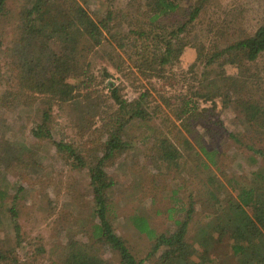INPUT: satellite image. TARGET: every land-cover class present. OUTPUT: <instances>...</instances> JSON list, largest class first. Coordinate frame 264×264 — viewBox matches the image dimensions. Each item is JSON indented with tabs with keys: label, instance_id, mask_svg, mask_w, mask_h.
<instances>
[{
	"label": "rangeland",
	"instance_id": "1",
	"mask_svg": "<svg viewBox=\"0 0 264 264\" xmlns=\"http://www.w3.org/2000/svg\"><path fill=\"white\" fill-rule=\"evenodd\" d=\"M81 1H85L83 5L95 20L101 19L109 7L115 12L110 22L112 34H107L109 42H103L87 59L94 77L89 87L91 97L84 103L90 109V105L95 104L93 116L84 121L71 102L61 106L51 96L17 109H7L0 102V191L4 193L0 198V249L12 250L20 262L27 264H63L68 243L93 240V225L98 220L93 212L88 168H74L73 159L57 150L56 143H72L80 150L87 148L102 154L106 138L102 119L114 107L110 95L112 87L118 88L120 95L127 99L143 91L148 93L150 121H131L124 136L130 141V147L104 166L105 177L113 181L106 192L108 218L137 258H146L152 239L139 231L133 217L144 218L155 235L168 234L177 227L176 220L186 217L183 207L192 204L187 233L191 239L210 228V217L214 209L218 211L214 201L226 205L239 188L256 184L264 175V161L255 151L256 147L264 145V136H255L245 128L241 110L217 103V108L197 125L201 134L207 133L203 135L207 148L216 146L218 149L209 167L203 165L204 157L197 152L199 145L191 137L194 149L182 150L178 167H168L159 160L161 150L152 137L154 132L150 134L149 129L151 126L171 135L170 121L174 116L161 97L168 98L175 109L179 100L188 98L191 92L204 91L201 86L204 77H213L220 68L247 83H256L264 93V51L254 61L237 58L230 63V57L220 55L210 66L199 63L189 70L197 56V48L203 50L202 60H205L206 55L252 35L264 20V0H211L206 3L196 20L187 26L186 33L180 34L186 45L179 62L159 71L162 77L144 66L135 65V60L141 58L135 52L144 48L159 53L162 42L159 35L161 39L168 35L162 27L170 29V18L151 20L147 8H140L137 0ZM29 5L28 0H7L10 13L0 23V32L6 34L2 40L4 45L11 44L13 25L19 24L16 22L18 12ZM186 5L189 3L183 6ZM139 28L145 29L148 35H140ZM46 49L59 50L58 43L49 42ZM11 81L10 72L4 66L0 99ZM234 94L240 95L238 91ZM45 111L51 136L36 138L32 129L42 121ZM251 144L253 148L248 147ZM81 151L83 155L87 152ZM90 161L88 158L87 162ZM256 172L261 177L256 178ZM11 206L18 211V235L7 211ZM246 210L252 214L251 207ZM208 246L216 262L238 264L226 244L214 246L211 240ZM94 248L109 264H120L117 255L106 245L98 243ZM157 257L154 254L142 264H153Z\"/></svg>",
	"mask_w": 264,
	"mask_h": 264
},
{
	"label": "trees",
	"instance_id": "2",
	"mask_svg": "<svg viewBox=\"0 0 264 264\" xmlns=\"http://www.w3.org/2000/svg\"><path fill=\"white\" fill-rule=\"evenodd\" d=\"M28 1L30 5L18 12L16 22L19 24L13 25L10 45L3 44L2 40L6 34L0 32V59L5 60L3 64L0 60V77L5 66L12 78L0 102L7 109H17L51 96L61 106L71 102L73 108L81 112L83 120L88 121L87 118L94 112L95 104L92 103L90 109L89 105L84 103L91 97L92 91L89 87L94 77L87 59L103 42H109L107 34H112L110 22L115 12L109 7L101 19L95 20L83 5L85 1ZM137 1L140 8L143 6L147 8L149 12L147 15L151 20L160 17L172 20L171 27L168 26L170 29L162 27L168 35L162 39L159 35L162 41L161 49H157L159 53L146 51L144 48L135 52L141 57L135 60V65L144 66L154 75L162 77L159 71L166 69L167 65L173 67L179 62L186 45L180 34L186 33L187 26L196 20L205 4L211 0ZM187 2L189 5L183 6ZM9 13L7 0H0V23ZM139 34L148 35L147 31L141 28ZM49 42L58 43L59 50H47L46 45ZM158 45L160 46L159 43L156 46ZM119 46L122 47V44L119 43ZM263 51L264 20L252 35L237 39L223 50L206 55L205 60H202L203 50L197 48V56L189 70L192 71L199 63L210 66L220 55L230 57V63L237 58L254 61ZM201 86L204 91L191 92L188 98L179 100V105L175 109L168 98L161 97L174 116V120L170 119L171 135L160 129L156 131L151 126L149 129L150 134L154 132L152 137L161 150L159 160L168 167L172 165L178 167L177 162L182 156V150L194 149L191 140L199 145L197 152L204 157L203 165L209 167V163H214L212 155L215 156L218 149L216 146L207 148L203 140V135L207 133L201 134L197 125L202 123V119L206 118L209 112L217 108V103L223 107L243 111L241 120L246 123L245 128L254 132L255 136L262 135L261 138L264 136V93L260 92L256 83L253 85L247 83L237 76L226 74L220 68L213 77H204ZM236 91L240 95L236 96L234 94ZM110 95L114 107L102 119V128L106 135L102 154L83 148L81 150H87L83 155L72 143H56L57 150L65 152L68 158L73 159L74 168H88L94 203L93 212L98 220V223L93 225V240L89 243L77 241L68 243L62 263L109 264L95 251L94 246L100 243L117 255L120 264H142L146 258L154 254L158 257L153 264H220L210 252L208 245L212 240L214 246L226 244L238 264H264V175L261 177L257 172L256 178L261 177L257 183L248 188H239L236 195L228 199L226 205L214 201L218 204V211L214 209V215L210 217V228L203 229L191 239H188L187 233L188 222L193 212L192 204L183 207L186 217L181 221L176 220L177 227L168 234L155 235L144 218L139 220L133 217L139 231L151 237L152 246L146 258L139 259L131 252L125 240L115 232L108 218L109 202L106 192L113 185V181L105 177L104 166L130 147V141L124 139L127 125L134 119L149 120L148 93L143 91L137 97L127 99L120 95L118 88L112 87ZM205 102H210L211 105H202ZM166 117L169 120L167 115ZM175 121H178V124ZM48 124L49 117L45 111L42 121L32 129V135L36 138L50 137ZM231 136L236 138L234 134ZM248 147L253 148L252 144ZM255 151L259 152L264 161V145L256 147ZM88 158L91 160L90 163L87 162ZM3 194L0 191V198ZM210 194L213 195L211 192ZM246 207H251L252 214H248ZM7 211L14 223L15 234L18 235L20 227L17 222L18 211L15 206L9 207ZM204 243L208 245H203ZM12 252L0 249V264H27L20 262L14 252V255H11Z\"/></svg>",
	"mask_w": 264,
	"mask_h": 264
}]
</instances>
